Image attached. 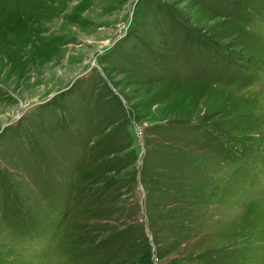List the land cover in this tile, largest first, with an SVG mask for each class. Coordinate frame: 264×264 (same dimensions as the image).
Wrapping results in <instances>:
<instances>
[{"label":"rangeland","instance_id":"374dc122","mask_svg":"<svg viewBox=\"0 0 264 264\" xmlns=\"http://www.w3.org/2000/svg\"><path fill=\"white\" fill-rule=\"evenodd\" d=\"M0 264H264V0H0Z\"/></svg>","mask_w":264,"mask_h":264}]
</instances>
